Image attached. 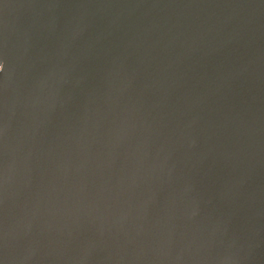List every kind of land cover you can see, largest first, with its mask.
Wrapping results in <instances>:
<instances>
[{"label":"water","instance_id":"95a60500","mask_svg":"<svg viewBox=\"0 0 264 264\" xmlns=\"http://www.w3.org/2000/svg\"><path fill=\"white\" fill-rule=\"evenodd\" d=\"M0 264H264V0H0Z\"/></svg>","mask_w":264,"mask_h":264}]
</instances>
